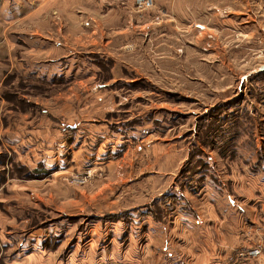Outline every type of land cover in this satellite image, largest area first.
I'll return each instance as SVG.
<instances>
[{"label":"rangeland","instance_id":"obj_1","mask_svg":"<svg viewBox=\"0 0 264 264\" xmlns=\"http://www.w3.org/2000/svg\"><path fill=\"white\" fill-rule=\"evenodd\" d=\"M15 1L20 23L0 22V264H115L99 262L106 225L162 220L205 180L241 203L264 183V0H34L35 18ZM242 230L255 260L264 238Z\"/></svg>","mask_w":264,"mask_h":264},{"label":"crops","instance_id":"obj_2","mask_svg":"<svg viewBox=\"0 0 264 264\" xmlns=\"http://www.w3.org/2000/svg\"><path fill=\"white\" fill-rule=\"evenodd\" d=\"M27 1V7L33 6L34 18L46 7L45 5L36 9L34 0ZM38 1L42 2V0ZM127 2L131 3L129 0ZM16 3L15 0H0V16L2 18L0 22L2 24L7 23L9 26H14L20 23L16 18L20 15L18 14L19 6ZM98 11L100 10L98 9ZM118 13L121 11L116 13L110 11L108 14L96 13L98 18H93V23L94 29L102 35L99 41H102L107 34L104 31L106 24H108V28L118 26L119 19L115 18ZM43 22L46 24L45 28L51 24L47 19ZM76 22H78V16L77 18L73 16L72 20L68 21L72 33L79 30V27L74 28L78 25ZM143 25L145 24L139 27H143ZM68 31L69 28L66 32L68 33ZM110 31L112 32L113 29ZM124 31H116V34L109 35L111 37L108 41L110 49L116 50L117 44L127 39L132 32L129 26ZM3 34V41L9 43L10 38L7 31H4ZM32 37H34L32 46L35 53L46 56L52 54L54 49L50 51L53 48L51 38H47L37 30ZM43 38L47 39L41 41ZM39 62L41 63H36L37 70L46 72L50 70L52 65L48 64L47 60H39ZM171 180L173 181L174 178ZM254 180L252 179L250 182L254 191L253 195L242 200V203L233 196L222 197L221 190L218 187L217 190L212 189V184L205 180L202 182L203 185L197 187V193L188 191L189 195L185 194L188 197L186 207L179 206L178 201H169L167 206L169 204H173V206L169 210L168 217H164L162 220L151 221L147 217H138L136 220H131L130 225L123 223L116 224L115 227L106 225L103 232L97 235V238L100 237L104 241L99 262L149 264L147 254L150 252L151 257L153 253L156 257L161 258L155 264H264V251L255 260L240 255L243 250L250 249L247 247V243H242V240L239 239L240 231H243L242 228L246 221L251 222L253 230L264 238V183L257 185ZM174 189L173 185L166 197ZM255 191L261 192L257 194ZM145 222L149 224L148 230L144 228ZM111 230L112 232H110ZM126 243H135L133 248L137 247L136 250L132 251L131 245L125 247Z\"/></svg>","mask_w":264,"mask_h":264},{"label":"built area","instance_id":"obj_3","mask_svg":"<svg viewBox=\"0 0 264 264\" xmlns=\"http://www.w3.org/2000/svg\"><path fill=\"white\" fill-rule=\"evenodd\" d=\"M140 3V7L143 9H148V7H152L154 1L153 0H139ZM251 254L252 257L258 258L259 256H261L262 252L260 247L259 248H254V250L251 249Z\"/></svg>","mask_w":264,"mask_h":264},{"label":"water","instance_id":"obj_4","mask_svg":"<svg viewBox=\"0 0 264 264\" xmlns=\"http://www.w3.org/2000/svg\"><path fill=\"white\" fill-rule=\"evenodd\" d=\"M260 72H264V66H262V68L260 69Z\"/></svg>","mask_w":264,"mask_h":264}]
</instances>
